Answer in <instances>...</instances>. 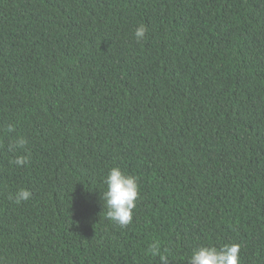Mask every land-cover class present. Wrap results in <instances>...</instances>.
Listing matches in <instances>:
<instances>
[{
    "label": "trees",
    "instance_id": "obj_1",
    "mask_svg": "<svg viewBox=\"0 0 264 264\" xmlns=\"http://www.w3.org/2000/svg\"><path fill=\"white\" fill-rule=\"evenodd\" d=\"M154 241L264 264V0H0V264H161Z\"/></svg>",
    "mask_w": 264,
    "mask_h": 264
},
{
    "label": "clouds",
    "instance_id": "obj_2",
    "mask_svg": "<svg viewBox=\"0 0 264 264\" xmlns=\"http://www.w3.org/2000/svg\"><path fill=\"white\" fill-rule=\"evenodd\" d=\"M147 32L146 25H138L135 30L137 42L142 41ZM27 143L26 138L18 137L9 144V151L23 152ZM27 162L26 155H17L12 161L18 167L25 166ZM104 183L107 189L103 193L102 200L104 207L107 208V218L122 228L127 227L133 221V210L140 194L138 179L116 166L110 168L104 178ZM31 197L32 193L29 190L21 189L15 193L14 199L16 203H20ZM149 250L152 256L160 257L161 264H168L167 257L162 253L158 241H154ZM240 252L239 243L225 244L220 248L210 245L201 246L192 251L188 264H241Z\"/></svg>",
    "mask_w": 264,
    "mask_h": 264
}]
</instances>
